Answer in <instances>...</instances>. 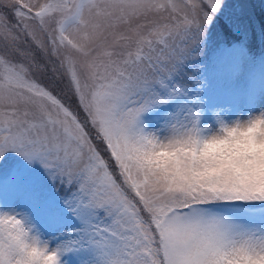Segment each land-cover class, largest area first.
<instances>
[{
  "label": "snow or ice",
  "instance_id": "obj_1",
  "mask_svg": "<svg viewBox=\"0 0 264 264\" xmlns=\"http://www.w3.org/2000/svg\"><path fill=\"white\" fill-rule=\"evenodd\" d=\"M222 4L0 0V264H264V182L178 154Z\"/></svg>",
  "mask_w": 264,
  "mask_h": 264
},
{
  "label": "rangeland",
  "instance_id": "obj_2",
  "mask_svg": "<svg viewBox=\"0 0 264 264\" xmlns=\"http://www.w3.org/2000/svg\"><path fill=\"white\" fill-rule=\"evenodd\" d=\"M256 29L259 31L264 29V0H223L220 11L216 13L212 24L207 29L203 43L196 49L198 54L191 56L186 61L181 73L186 74L189 67L193 70L199 69L200 66L197 62L206 51L215 52L216 49L218 50L221 47L222 43L242 34L251 36V33ZM239 61L240 68L235 70L232 75L233 80L237 82L235 88L240 91L238 95H234L233 91H228L227 95L215 101V105H212L214 97H210L211 105H205L204 103L202 109L201 105L189 103L198 111L201 109L200 124H214V113L232 119L264 109V66L259 68L256 66L251 69L249 73L255 71L254 73L257 75V78L252 79L251 84L250 76L247 75L246 56L241 55ZM252 86L257 90L256 93ZM249 87L251 93L247 94L245 91ZM217 96H220V94H217ZM168 107L166 108V105L161 106L156 111H150L143 117L149 128L161 126L166 119V113L171 110ZM151 117L154 118L150 119ZM86 259V253H74L68 257L69 264H82V261Z\"/></svg>",
  "mask_w": 264,
  "mask_h": 264
},
{
  "label": "clouds",
  "instance_id": "obj_3",
  "mask_svg": "<svg viewBox=\"0 0 264 264\" xmlns=\"http://www.w3.org/2000/svg\"><path fill=\"white\" fill-rule=\"evenodd\" d=\"M178 154L200 161L208 170L226 168L264 182V109L227 119L214 113V124L180 134Z\"/></svg>",
  "mask_w": 264,
  "mask_h": 264
},
{
  "label": "trees",
  "instance_id": "obj_4",
  "mask_svg": "<svg viewBox=\"0 0 264 264\" xmlns=\"http://www.w3.org/2000/svg\"><path fill=\"white\" fill-rule=\"evenodd\" d=\"M241 55L247 58V70L262 66L260 63L264 62V29L254 30L251 36L242 34L228 40L222 43L215 52L206 51L197 62L199 69L193 70L189 67L186 74L181 73L184 82L190 88L188 98H185L183 102L201 105L202 109L204 103L211 105L210 97H214L212 105H215V101L227 95L228 91H233L234 95H238L240 91L235 88L237 82L233 80L232 75L240 68L239 57ZM193 97L195 99H192ZM167 107L172 109V103L167 104ZM201 109H199V114Z\"/></svg>",
  "mask_w": 264,
  "mask_h": 264
}]
</instances>
